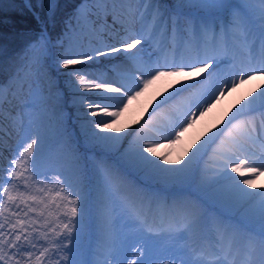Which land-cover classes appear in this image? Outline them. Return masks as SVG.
Instances as JSON below:
<instances>
[{
    "label": "rangeland",
    "instance_id": "1",
    "mask_svg": "<svg viewBox=\"0 0 264 264\" xmlns=\"http://www.w3.org/2000/svg\"><path fill=\"white\" fill-rule=\"evenodd\" d=\"M54 1L50 0L51 6ZM82 1L87 3V12L77 15L74 9L57 41L65 53L60 67L55 68L59 74L52 77L50 72L41 70L52 55V44L35 39L27 46V53L19 63L17 78L2 92L0 109L10 124L6 135L9 133L12 141L6 142L9 152L0 158V180L2 177L11 180L4 190L5 201L0 205V264H84L86 245L93 238L102 242L94 226H83L92 215L86 209L97 205L105 192L113 193L111 189L104 190V185L111 184V176L119 172L124 180L140 181L142 188L149 191L163 190L169 194L177 189V185L168 186L164 180L154 179L155 174H148L149 169L163 164L168 153L158 144L164 125L152 120L156 111L168 104L183 103L196 87V81H199L198 89L203 85L226 84L231 69L244 73V69L251 66L246 60L247 53L240 51L239 43L231 40L224 41V46L220 43V36L237 32L231 23L233 17L240 21L242 11L252 12L244 5L245 0H186L184 7L174 9L165 0H127L130 10L122 0H80L78 4ZM234 4L239 10L232 7ZM194 16L211 18L214 34L210 30L206 35L203 28L197 33L193 23L189 24V18ZM156 25L158 35L164 38L160 48L162 55H155L153 66L146 70L128 65L125 59L130 46L127 42L133 40L129 36L131 32L145 28L146 35L141 37L148 38L154 34ZM190 32L194 33L195 44L188 43ZM174 35L176 40H173ZM136 43L137 47H143L140 38ZM215 44L236 55L231 49L234 47L242 62L233 63L231 67V55L210 56V62L219 58L223 67H209L208 60H201L196 67L204 68L202 75L197 73L196 77L179 79L174 78V65L159 62L160 57H174L172 52H179L182 61L194 66L198 58V55L195 58L198 51L195 48L205 54ZM87 64L96 65L83 66ZM157 80L161 84L160 97L151 103L142 102L138 96ZM245 95L251 96L248 88L235 94L234 103L239 113L245 112V107L240 109L241 96ZM20 113L31 114L20 119ZM130 113L135 116L126 123ZM198 116L197 119L203 118ZM227 119L223 117L225 123ZM148 121H152L149 128ZM146 128L150 137L153 135L148 143L141 142L137 134ZM223 129L225 132L213 137L216 143L215 140L201 143L195 165L200 171H193L192 181L201 177L202 166L215 169L217 161L222 160L217 155L223 150L227 152L222 146L230 140L231 132L226 125ZM245 142L238 141L252 147ZM258 144L264 145V141ZM28 149H35V154L28 155ZM160 149L163 153L155 160H159L158 164L134 173L127 170L126 157L130 163L137 162L140 156L143 160L149 156L156 158ZM255 150L259 155L256 160H264L260 148ZM60 160L69 165L71 171H64ZM204 180L199 181L201 185ZM1 189L0 184V192ZM189 191L192 208L197 203L200 206L206 197L199 191ZM218 217L221 221L235 220L233 215ZM248 236L257 239L256 234ZM261 239L264 240V236Z\"/></svg>",
    "mask_w": 264,
    "mask_h": 264
},
{
    "label": "bare ground",
    "instance_id": "2",
    "mask_svg": "<svg viewBox=\"0 0 264 264\" xmlns=\"http://www.w3.org/2000/svg\"><path fill=\"white\" fill-rule=\"evenodd\" d=\"M128 1L122 0V3L127 4L130 10L131 4ZM245 1L247 3L244 5L249 6L252 12L242 11L240 21L233 17L231 23L238 30L231 36H220V43L222 46L228 40L239 43L240 51L247 53L246 60L250 61L251 66L248 69L244 67V73L231 69L226 84L223 82L209 87L203 85L198 89L199 81H196V87L183 103L168 104L156 111L152 120L163 122L164 125L159 133L158 144L168 151L162 160L163 164L149 169L159 163V160H155L163 153L161 149L156 152V158L149 156L143 160L140 156L134 163H130L129 157L125 158L130 173L147 168L148 174H155L154 179H162L168 186L175 184L177 189L169 194L163 190L149 191L142 188L140 181L124 180L119 172L111 176L112 182L104 185V190L111 189L113 193L105 192L97 205L86 209L92 215L87 217L83 226H94L102 236V242L93 238L86 245L84 264H264V240L261 239L264 236V160H256L259 155L255 150L256 147L260 148L261 153H264V145H257L259 141H264V0ZM86 4L82 1L76 5L77 15L87 12ZM232 7L239 10L235 4ZM189 20L197 33L203 28L206 35L210 34V30L214 34L215 27L209 22L211 18L194 16ZM158 27L154 26L155 32L148 38L141 37L146 35L145 28H137L129 35L133 40H124L130 45L125 59L128 65L146 70L154 64L155 55H162L160 48L164 38L158 35ZM173 37L176 40V35ZM137 38H140L143 47H137ZM187 40L195 44L193 32L189 33ZM216 46L213 45L205 54L194 47L198 50L194 66L182 61L179 52H172L174 57L170 58L162 56L159 62L165 60L174 65V78L177 79L196 77L197 73L202 75L204 68L198 70L196 63L208 60L210 56L222 53L231 55V67L233 63L242 62L234 47L231 49L236 55ZM209 62V67H223L219 58ZM128 76L131 77V73ZM14 78H17L15 74L0 85V101L3 99L4 88ZM160 86L157 80L138 96L139 99L149 103L158 99ZM247 88L251 96H241L240 109L245 107V112L239 113L234 103L235 94ZM30 114L20 113V119ZM198 115L203 118L197 119ZM134 116L133 113L126 116V123ZM224 116L228 117L227 123L223 121ZM151 123L146 122L147 128ZM224 125L231 132L227 144L220 145L227 152L223 150L217 155L224 162L217 161L215 169L202 166L201 177L192 181L194 172L200 171L195 165L196 159L200 157L201 143L206 144L211 140L216 143L217 139L213 137L218 132H225ZM147 128L137 133L141 142L148 143L153 136L150 137ZM238 141H246L252 147L243 146ZM27 152L28 155H34L35 149H28ZM36 156L38 158L39 154ZM59 165L64 167V171H71L64 161L60 160ZM203 179L206 182L201 185L199 181ZM0 184L1 205L5 201L4 190L11 184V180L2 177ZM189 190L199 191L207 200L203 197L201 205L196 202L197 205L192 208L188 198ZM256 191L258 193L255 196ZM222 214L227 217L233 215L235 222L229 218L221 221L218 215ZM249 233L256 234L257 239L248 236Z\"/></svg>",
    "mask_w": 264,
    "mask_h": 264
},
{
    "label": "trees",
    "instance_id": "3",
    "mask_svg": "<svg viewBox=\"0 0 264 264\" xmlns=\"http://www.w3.org/2000/svg\"><path fill=\"white\" fill-rule=\"evenodd\" d=\"M29 9L24 0H0V81L4 80L19 64L27 46L39 36L36 30L40 23L36 15L46 22L50 39L54 43V68L60 66L62 54L56 41L62 35L65 23L77 0H55L51 6L50 0H28ZM176 3L177 0H174ZM173 3L172 4H176ZM42 38V36H40ZM50 74L55 70L45 64ZM44 72L46 70H43ZM6 128L5 120L0 117V132ZM0 149L6 153L5 145L0 143ZM1 156V153H0Z\"/></svg>",
    "mask_w": 264,
    "mask_h": 264
}]
</instances>
